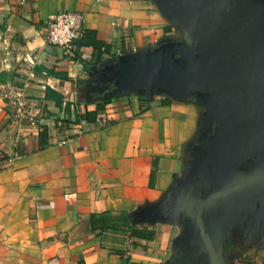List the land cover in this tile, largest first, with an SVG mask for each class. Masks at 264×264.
<instances>
[{"label": "crops", "instance_id": "0c3cea01", "mask_svg": "<svg viewBox=\"0 0 264 264\" xmlns=\"http://www.w3.org/2000/svg\"><path fill=\"white\" fill-rule=\"evenodd\" d=\"M67 10L83 13L74 56L45 41L49 18ZM175 33L152 0H0V264H169L178 224L131 214L181 175L201 108L100 100L90 73ZM240 245L230 264H264V244Z\"/></svg>", "mask_w": 264, "mask_h": 264}, {"label": "water", "instance_id": "95a60500", "mask_svg": "<svg viewBox=\"0 0 264 264\" xmlns=\"http://www.w3.org/2000/svg\"><path fill=\"white\" fill-rule=\"evenodd\" d=\"M174 26L156 45L95 68L90 92L200 106L181 175L135 223L176 222L202 264H230L236 232L264 244V0H152Z\"/></svg>", "mask_w": 264, "mask_h": 264}, {"label": "built area", "instance_id": "2783aa9c", "mask_svg": "<svg viewBox=\"0 0 264 264\" xmlns=\"http://www.w3.org/2000/svg\"><path fill=\"white\" fill-rule=\"evenodd\" d=\"M83 27V13L79 11H59L47 23L45 41L60 48L66 56L77 52V40ZM16 96H12L14 98ZM16 103H19L16 97ZM84 123V121H82Z\"/></svg>", "mask_w": 264, "mask_h": 264}, {"label": "flooded vegetation", "instance_id": "af4514ba", "mask_svg": "<svg viewBox=\"0 0 264 264\" xmlns=\"http://www.w3.org/2000/svg\"><path fill=\"white\" fill-rule=\"evenodd\" d=\"M193 252L194 247L178 240L177 243L173 245L172 258L169 264H202V259H196L193 256Z\"/></svg>", "mask_w": 264, "mask_h": 264}, {"label": "trees", "instance_id": "16d2710c", "mask_svg": "<svg viewBox=\"0 0 264 264\" xmlns=\"http://www.w3.org/2000/svg\"><path fill=\"white\" fill-rule=\"evenodd\" d=\"M84 33L86 34V33H89V32L88 31H84ZM84 33L82 34L80 45L83 44L82 41L84 40ZM93 45L94 46H97V42L94 41L93 42ZM47 92L54 94V92L51 91V90H49V89L47 90ZM53 96L56 98L57 101H59L60 96L58 94L53 95ZM101 107H102L101 104H96L95 110L94 111H88V112H86L84 114L82 120H80V121H84V123L94 122L96 120V115H97L98 111L101 110ZM58 122H59V120H58ZM58 127H60V125H58ZM38 140H39V142H38V148L39 149H43L45 146L48 145V141H47V129H46V126H44V125H41L40 126L39 134H38ZM4 158L5 157L3 156V159Z\"/></svg>", "mask_w": 264, "mask_h": 264}, {"label": "rangeland", "instance_id": "374dc122", "mask_svg": "<svg viewBox=\"0 0 264 264\" xmlns=\"http://www.w3.org/2000/svg\"><path fill=\"white\" fill-rule=\"evenodd\" d=\"M179 228H180V226H179ZM247 242H248V240H247V238L243 234H241L239 232H236L233 235V239L231 241H228L227 244L225 245V253L228 254L229 251H231L233 249H237L238 246H241L240 244H245ZM241 250H242V247H241Z\"/></svg>", "mask_w": 264, "mask_h": 264}]
</instances>
